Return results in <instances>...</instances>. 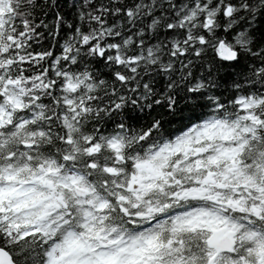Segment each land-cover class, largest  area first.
I'll return each instance as SVG.
<instances>
[{
    "label": "snow or ice",
    "instance_id": "obj_1",
    "mask_svg": "<svg viewBox=\"0 0 264 264\" xmlns=\"http://www.w3.org/2000/svg\"><path fill=\"white\" fill-rule=\"evenodd\" d=\"M0 264H264V0H0Z\"/></svg>",
    "mask_w": 264,
    "mask_h": 264
}]
</instances>
